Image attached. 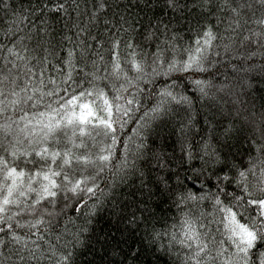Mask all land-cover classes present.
I'll return each instance as SVG.
<instances>
[{
    "label": "snow or ice",
    "instance_id": "obj_1",
    "mask_svg": "<svg viewBox=\"0 0 264 264\" xmlns=\"http://www.w3.org/2000/svg\"><path fill=\"white\" fill-rule=\"evenodd\" d=\"M122 2L95 0L91 12H81L77 0L27 8L0 0L8 17L0 27V264H75L94 214L121 186L136 180L142 197H155L138 166L150 164L142 159L150 125L169 115L173 101L191 109L180 81L218 72L221 56L232 80L218 86L192 81L201 97L213 87L236 97L228 115L221 113L225 123L212 129L215 146L204 141L201 166L184 177H194L201 189L187 187L179 175L184 159L194 158L187 143L186 129L194 127L189 112L178 121L183 156L176 171L153 154L160 174L152 184L176 205V223L166 224L155 212L146 216L147 204L137 205L139 214L122 219L123 231L142 233L141 244L175 249L179 264H264V110L250 112L239 98L253 80H264V62L255 63L257 55L264 59V0H195L199 13L194 26L185 21L187 43L174 16L145 23L135 11L141 0H128L121 9ZM155 2L142 0L145 8ZM184 7L180 0L163 3L173 13ZM57 13L71 22L59 38L56 21L49 19ZM255 72L259 76L249 78ZM160 77L166 79L158 85ZM237 83L239 93L232 90ZM148 86L157 89V99L142 109ZM129 122L137 125L134 139L120 135ZM233 141L247 143L259 156H249L245 166L244 157L232 152ZM85 208L82 217L69 215ZM139 251L133 243L126 252L116 247L132 260Z\"/></svg>",
    "mask_w": 264,
    "mask_h": 264
},
{
    "label": "trees",
    "instance_id": "obj_2",
    "mask_svg": "<svg viewBox=\"0 0 264 264\" xmlns=\"http://www.w3.org/2000/svg\"><path fill=\"white\" fill-rule=\"evenodd\" d=\"M80 4L81 12H91L93 10V4L95 0H77ZM111 2V0H110ZM119 2V0H118ZM128 0H123L121 3V9L123 5L127 3ZM136 0H133L135 3ZM195 0H180L182 5H187L180 12L173 13L169 10L163 9L164 0H156V2L151 5L149 8L143 6L142 0L140 8L136 9L140 16L143 17L145 23L149 19L159 16L162 19L165 17H175L179 23L177 24V30L183 36V42L187 43L190 40L191 33L185 34V29L189 27L188 23H185L187 20H191L192 25H195V20L197 14L199 13L198 8L192 7ZM16 5H23L25 8L32 6L38 7L47 3V0H15ZM111 15V10L108 13ZM72 18L75 19V13H72ZM50 20L56 21L55 27L58 33L64 29L66 24L70 25V21L63 16V14L57 13L49 17ZM8 17L0 11V27L5 26ZM167 22V20H165ZM215 23V21H213ZM101 28L103 26V15L100 20ZM223 29L224 25L220 26ZM74 31V30H73ZM95 32V29L93 30ZM71 35V32L68 33ZM255 43V41H253ZM68 45H65L67 47ZM147 47V45H144ZM259 52V49H257ZM232 63L237 62L236 57L233 56L230 58ZM264 62L261 56L257 55L255 59L256 64ZM221 64L224 66L221 67L217 65L219 71L211 70V75L202 74L196 77L184 76V79L180 81V86L183 88V92L187 95L191 101V109L188 108L187 104H181L176 101H173L168 104L170 113L167 116L157 117L156 120L152 121L150 128L151 131L147 134V143H148V152L145 154L142 159H150V164H140L139 167L143 168L146 172L145 179L149 183V187L153 191L157 192V195L151 200L147 196L140 195V185L136 180H131L128 185L121 186L118 189L119 195L108 199L106 203L103 204L101 208L97 210L93 217V223L90 229V235L86 234V242L82 248L77 250V254L74 257L75 264H121V261H124V264H179L178 259H176V251L172 250L171 253H168L158 247L151 244H141L139 241V236L142 233H138L136 237H132L130 234H125L123 229L124 225L122 219L126 214H129L133 211L139 214V208L137 205L145 207L144 215H149L152 212L156 213V216L161 218L166 224L176 223L179 216L176 205L171 202V200L165 195H159L158 188L152 184V180L155 176L160 173L157 172V163L156 159L153 158V154H159L163 159L168 163V167L175 172L177 166L182 163V146L178 139L179 134V122L184 120L187 114L190 112L191 118L194 124V127L190 131L186 129L188 136L187 143L193 145L194 158L191 161L184 159L183 167L180 169L181 181L189 188L194 190H200L201 185L199 181H196L193 177L192 180H185V175L192 176L193 169H198L201 166L200 155H203L201 147L203 142L208 140L213 146H215V141L211 140L213 135L212 129L217 125H223L225 121L221 117V113L228 115V109L236 103V97L229 95L227 92H218L216 88L209 92L207 96L201 97L199 90L193 84V79H202L211 81L213 85H219L227 80L233 79V73L228 63H225L223 56H221ZM183 75V74H177ZM252 76L258 77L259 73H251ZM175 78V77H174ZM166 78L160 77L157 81L159 85ZM253 87L251 89L245 87L244 92L247 95H240V100L245 102V107L250 112H255L259 114L264 110V80L255 79L252 81ZM155 88L148 86L142 94V109H147L151 107L152 103H155L157 97ZM235 92H240L241 85L237 83L232 89ZM239 106V105H237ZM187 110V111H186ZM138 119V117H135ZM137 125L135 123L129 122L125 127L122 133L123 137L135 138V129ZM232 152L236 154L237 157H244L245 166L248 165L249 156H259V153L254 150H249V145L247 143L240 144L239 141L232 142ZM121 151L123 146H117ZM119 159V157H117ZM167 171V170H166ZM107 175V173H105ZM170 174V173H169ZM172 182L175 183V176L172 177ZM103 187V184H102ZM113 201L115 206L113 207ZM227 203V201H226ZM204 209L206 211H211L210 204H205ZM163 210V211H162ZM183 211V208L180 209ZM87 212L85 208L82 212H70V216H84ZM247 216V213H245ZM74 223H79V221H74ZM163 225H157V227H162ZM73 225L68 224V228L71 231ZM167 237L164 238L166 243ZM129 243H133L135 246L139 247V254L136 256L135 260H132L131 257L126 256L124 252L119 254L116 253V247L118 246L121 249L127 251Z\"/></svg>",
    "mask_w": 264,
    "mask_h": 264
}]
</instances>
